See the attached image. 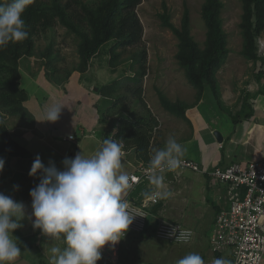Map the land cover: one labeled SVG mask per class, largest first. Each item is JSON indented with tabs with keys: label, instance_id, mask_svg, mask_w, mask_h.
<instances>
[{
	"label": "crops",
	"instance_id": "1",
	"mask_svg": "<svg viewBox=\"0 0 264 264\" xmlns=\"http://www.w3.org/2000/svg\"><path fill=\"white\" fill-rule=\"evenodd\" d=\"M20 75L22 84L23 77L27 76L21 72ZM21 88L28 94L23 106L31 119L26 123L27 119L18 118L12 128L14 132L10 130V134L12 139L25 150L27 157L8 159V174L0 181V192L25 205L26 218L20 221L22 227L12 233L21 248V255L15 264H49L50 247L60 246L61 241L45 236L39 229H33L32 220L27 218L31 213L29 192L39 183L40 178L39 172L34 176L29 175L31 165L39 155L45 166L52 161L62 170L61 161L65 157L74 158L79 152L85 155L94 154L103 139H115L116 128L111 121L106 124L100 121L99 108L101 104L107 102L98 94V90L94 91L95 88H99L95 81L85 79L79 84L75 79L66 87L65 85L58 87L37 79L34 85H22ZM52 102L63 105L59 119L54 123L40 121L43 107ZM251 114L252 110L247 117ZM184 115L192 121L194 136L187 143V139L178 142L182 145L194 143V146L190 150L187 149L183 159L209 170L213 167L223 168L233 163L245 165L246 162L264 158V152L241 153L239 156L233 155L231 151L223 153L220 149L222 145H217L211 133L209 131L207 133L208 127L201 121L198 112L185 110ZM263 121L264 116L263 119L256 118L254 127L248 134L253 136L256 130L261 131ZM223 130L224 134L228 133L226 126ZM165 142L162 143V147ZM123 151L125 155L122 158L120 171L130 174L134 172L138 163L132 150ZM165 178V186L173 195L168 199H160L158 205L149 206L152 216L148 219L146 232L140 235L127 234L115 245H105L101 250V260L97 261V264H175L177 259L189 252L199 253L204 258L205 264H211L213 259L219 257L232 261L230 250L213 254L209 249V235L216 213L227 207L223 189L218 191L211 187L207 174L190 170L182 171L178 176V182H172L173 174H166ZM148 191H151L148 186L141 184L130 197L139 203L142 198L147 197L145 192ZM157 216L192 229L193 241L188 245H177L156 240L152 232ZM261 264H264V256Z\"/></svg>",
	"mask_w": 264,
	"mask_h": 264
},
{
	"label": "rangeland",
	"instance_id": "2",
	"mask_svg": "<svg viewBox=\"0 0 264 264\" xmlns=\"http://www.w3.org/2000/svg\"><path fill=\"white\" fill-rule=\"evenodd\" d=\"M219 1L223 5L220 20L226 36V59L213 73L215 96L207 90L199 93L188 84L180 59L184 54L178 48L176 37L170 30L162 27L159 19L164 5L170 22L179 28L186 8L190 36L201 56L206 50V29L201 14L205 0H142L137 8L143 27L142 40L137 46L121 54L120 59L112 64L109 61L112 43L100 48L90 60L89 66L84 68L78 55L79 40L74 35L61 26L41 32L35 37L34 55L21 61L19 72L27 77H23L22 84L20 79L19 85L32 86L39 79L51 86L66 87L72 80L74 82L77 79L81 84L82 80L88 79L104 86L131 75L130 59L143 49L146 51L147 69L143 79V97L158 121L153 148L162 147V143L170 135L177 141L187 139L186 143L194 136L191 120L185 115L184 118L176 117L161 108L156 90L159 89L170 102L183 104L186 111L198 112L201 121L208 127L207 133H211L217 145H222L220 149L223 153L231 151L233 155L239 156L241 153L264 152V121L261 122V131L256 130L253 136L248 134L254 127L255 119H263L264 116V30L255 40L258 60L246 59L243 56L245 42L241 29L244 14L242 0ZM50 44L52 49L47 60H50L51 66L56 70L53 82L45 78L42 55ZM249 109L252 114L247 117ZM0 119L9 132L11 130L13 133L12 128L18 117L14 118L0 110ZM234 119L238 120L236 125ZM225 126L228 129L227 134H224ZM215 133L220 136L221 142L217 140ZM183 145L190 150L194 143ZM7 174L3 167L0 181Z\"/></svg>",
	"mask_w": 264,
	"mask_h": 264
},
{
	"label": "trees",
	"instance_id": "3",
	"mask_svg": "<svg viewBox=\"0 0 264 264\" xmlns=\"http://www.w3.org/2000/svg\"><path fill=\"white\" fill-rule=\"evenodd\" d=\"M10 0H0V4ZM142 0H33L24 11L28 38L9 43L0 48V110L12 117L27 119L30 115L23 103L28 94L19 85L21 61L34 55L35 37L52 28L61 26L78 40V55L84 68L100 48L112 43L109 61L112 64L121 54L137 46L143 37V27L137 15ZM241 29L244 39L243 56L258 60L256 38L264 30V0H242ZM223 5L219 0H205L202 20L206 29L205 53L200 56L197 45L190 36L189 14L184 9L181 24L176 28L163 5L159 15L162 27L170 30L184 54L180 59L188 84L199 93L208 91L215 96L213 73L226 59V36L222 30L220 13ZM50 44L43 55L45 78L53 82L55 67L47 60ZM264 62V59H263ZM130 74L121 79L99 86L98 94L107 102L99 108L100 121L112 122L116 128L115 140H120L123 150H132L136 163L148 165L153 154V144L158 121L143 97V79L146 76V51L141 50L130 59ZM161 108L176 117L184 118V105L170 102L156 89ZM245 107H249L245 103ZM251 109H249L250 111ZM237 119H234L236 123ZM0 158L8 169L9 158H26L27 153L11 137L9 129L0 119Z\"/></svg>",
	"mask_w": 264,
	"mask_h": 264
},
{
	"label": "clouds",
	"instance_id": "4",
	"mask_svg": "<svg viewBox=\"0 0 264 264\" xmlns=\"http://www.w3.org/2000/svg\"><path fill=\"white\" fill-rule=\"evenodd\" d=\"M33 0H10L0 4V48L28 38L22 15ZM63 105L46 104L40 121L56 122ZM123 143L112 138L103 139L92 155L77 153L65 157L62 170L54 162L48 165L37 155L31 165L30 176L40 173L39 183L30 190L33 229L61 241L51 246L49 264H97L105 245L118 243L134 216L124 198L131 187L130 178L122 168ZM146 172L154 189L145 192L149 199H168L173 193L165 186V173L178 169L187 148L174 136H169L162 148H153ZM4 160L0 158V171ZM26 218L25 205L0 192V264H15L21 255L17 238L12 233L22 227ZM34 218V219H32ZM175 264H205L197 252H189ZM211 264H232L219 257Z\"/></svg>",
	"mask_w": 264,
	"mask_h": 264
},
{
	"label": "built area",
	"instance_id": "5",
	"mask_svg": "<svg viewBox=\"0 0 264 264\" xmlns=\"http://www.w3.org/2000/svg\"><path fill=\"white\" fill-rule=\"evenodd\" d=\"M264 63V62H263ZM148 165L139 164L134 172L128 174L131 187L125 194L129 211L134 216L125 235H140L147 230L150 205H158L160 199L142 198L136 203L131 193L141 184L150 185L146 172ZM184 170L207 174L210 186L216 190L223 189L227 207L216 213L215 221L209 235V249L213 254L231 251L232 264H261L264 256V158L237 163L226 167L200 168L196 163L183 159L173 174L172 182H178V176ZM166 179V178H165ZM152 235L156 240L188 245L194 239L192 229L155 217Z\"/></svg>",
	"mask_w": 264,
	"mask_h": 264
},
{
	"label": "water",
	"instance_id": "6",
	"mask_svg": "<svg viewBox=\"0 0 264 264\" xmlns=\"http://www.w3.org/2000/svg\"><path fill=\"white\" fill-rule=\"evenodd\" d=\"M97 90H98L97 88L94 89L95 92H97ZM215 136H216L217 140L219 142H221V138H220V136L217 133H215Z\"/></svg>",
	"mask_w": 264,
	"mask_h": 264
}]
</instances>
